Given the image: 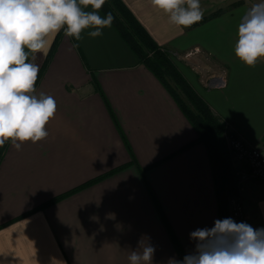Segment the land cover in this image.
I'll return each mask as SVG.
<instances>
[{
  "label": "crops",
  "instance_id": "obj_1",
  "mask_svg": "<svg viewBox=\"0 0 264 264\" xmlns=\"http://www.w3.org/2000/svg\"><path fill=\"white\" fill-rule=\"evenodd\" d=\"M122 1L160 47L186 57L178 70L212 112L264 151V59L248 66L234 51L251 6L182 28L151 0ZM91 30L76 41L62 28L46 54L29 55L34 94L57 108L46 138L0 147V264H130L141 244L154 246L152 264H171L194 250L192 231L221 220L206 148L171 93L112 25ZM209 72L226 85L207 88ZM239 195L248 224L264 228V182L243 181Z\"/></svg>",
  "mask_w": 264,
  "mask_h": 264
},
{
  "label": "clouds",
  "instance_id": "obj_2",
  "mask_svg": "<svg viewBox=\"0 0 264 264\" xmlns=\"http://www.w3.org/2000/svg\"><path fill=\"white\" fill-rule=\"evenodd\" d=\"M104 4L105 0H0V147L11 140L20 150L22 142L36 143L48 136L45 125L57 104L50 95L34 94L39 65L29 55L46 54L49 37L62 28L76 41L89 28L94 29L87 33L90 37L101 36L114 21L111 12L99 15ZM151 4L182 28L201 21L204 14L200 0H151ZM89 6L93 11L85 10ZM234 51L248 66L264 59V2L242 15ZM190 239L195 241L194 250L182 260L173 258L171 264H264V228L225 218L211 228L192 231ZM141 245L128 256L130 264H152L154 246Z\"/></svg>",
  "mask_w": 264,
  "mask_h": 264
},
{
  "label": "trees",
  "instance_id": "obj_3",
  "mask_svg": "<svg viewBox=\"0 0 264 264\" xmlns=\"http://www.w3.org/2000/svg\"><path fill=\"white\" fill-rule=\"evenodd\" d=\"M100 11L104 16L108 12L113 14V28L139 61L167 88L197 132V142L205 146L211 165L219 216L221 220L228 218V197L239 195V184L224 141L223 119L215 115L194 91L170 60L168 52L153 40L122 0H105ZM204 20L206 18L201 21ZM165 77L170 78L181 90L184 100L177 96Z\"/></svg>",
  "mask_w": 264,
  "mask_h": 264
},
{
  "label": "built area",
  "instance_id": "obj_4",
  "mask_svg": "<svg viewBox=\"0 0 264 264\" xmlns=\"http://www.w3.org/2000/svg\"><path fill=\"white\" fill-rule=\"evenodd\" d=\"M208 87L223 88L226 80L222 76L212 77L207 80ZM223 136L232 159L238 164L234 167L238 177L239 187L248 179H256L264 182V151L238 136L231 122L222 120ZM229 218L237 223H247L244 203L240 195L228 197Z\"/></svg>",
  "mask_w": 264,
  "mask_h": 264
},
{
  "label": "rangeland",
  "instance_id": "obj_5",
  "mask_svg": "<svg viewBox=\"0 0 264 264\" xmlns=\"http://www.w3.org/2000/svg\"><path fill=\"white\" fill-rule=\"evenodd\" d=\"M260 2H264V0H209L205 5H202V11H203V7L205 6L204 9H206V11L204 12L203 14V18H212L216 15H219L225 11H228L229 9H231L232 7H234L233 5L235 4H241V3H247L249 4L250 6H252L253 4H256V3H260ZM164 49V48H163ZM166 50V49H164ZM167 51V50H166ZM168 54H169V58L170 60L172 61V63L176 66V68H182L183 67V64H185V60L184 58V55H182L181 53H178V52H171V51H167ZM179 71V70H178ZM179 73L181 74V72L179 71ZM212 72H209V75L205 76V79H204V83L207 84V80L209 78H212V77H217V76H213V75H210ZM212 76V77H211ZM168 81H169V84L170 86L173 88V90L176 92L177 96L180 97L182 100H184V97L182 95V92L180 89H178L175 84L173 83L172 80H170V78H167L165 77ZM190 85V84H189ZM191 86V85H190ZM207 88H211V87H208ZM225 141V140H224ZM225 145H226V142H225ZM226 148H227V145H226ZM227 152L229 154V159H230V162L233 166V168L236 166H238V164L232 159L231 155H230V152L227 148ZM235 169V168H234ZM236 170V169H235ZM236 172V171H235ZM227 209H228V218H229V207H228V201H227Z\"/></svg>",
  "mask_w": 264,
  "mask_h": 264
}]
</instances>
